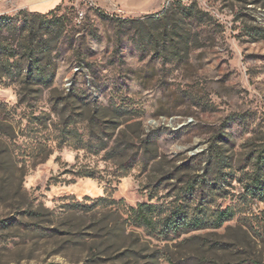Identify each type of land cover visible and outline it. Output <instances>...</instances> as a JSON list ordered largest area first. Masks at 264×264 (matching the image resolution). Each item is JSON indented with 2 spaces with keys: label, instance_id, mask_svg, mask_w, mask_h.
<instances>
[{
  "label": "rangeland",
  "instance_id": "374dc122",
  "mask_svg": "<svg viewBox=\"0 0 264 264\" xmlns=\"http://www.w3.org/2000/svg\"><path fill=\"white\" fill-rule=\"evenodd\" d=\"M60 4L36 20L45 79L0 56V264H264V0ZM140 203L208 224L164 240L127 222Z\"/></svg>",
  "mask_w": 264,
  "mask_h": 264
},
{
  "label": "trees",
  "instance_id": "16d2710c",
  "mask_svg": "<svg viewBox=\"0 0 264 264\" xmlns=\"http://www.w3.org/2000/svg\"><path fill=\"white\" fill-rule=\"evenodd\" d=\"M62 4H59L54 9L46 12H33L26 13L25 10H21L17 15H0V56H4L7 62L10 59L19 56L20 59H25L27 57L34 58V63L31 65L28 77L39 79H45V67H43L42 62L45 60V51L42 49L39 51V46H35V40H38L37 29L41 26H37L36 20L40 17L52 15L56 18L55 12L61 9ZM56 25H61L62 17L55 19ZM58 22V23H57ZM63 26V24H62ZM16 38L20 39V44H15L14 40ZM122 106H117L111 108L103 107L101 109L95 110L96 115L94 119L100 120L109 115L113 117H120L123 112ZM111 122V121H110ZM122 126V123L118 122L117 126L113 129ZM126 130L123 129L119 132L118 136H124V142L132 140V137L126 135ZM124 133V134H123ZM151 138L147 137L145 141H150ZM161 155L158 150L154 153L153 158L157 159ZM264 154L258 156L257 164L262 167ZM206 178L201 177V179H193L189 182L188 190L192 193L196 188H201L205 185ZM165 209L161 206L154 205L151 203H140L137 207H130L127 211V222L134 223L137 227H148L158 232L161 238L164 240H175L179 235L185 231H192L196 229L205 228L208 221L204 217H190L188 212H186L182 207L177 206L171 209L168 213L164 214ZM232 216L230 210H221L218 214L217 223L215 227H221L223 223Z\"/></svg>",
  "mask_w": 264,
  "mask_h": 264
},
{
  "label": "crops",
  "instance_id": "0c3cea01",
  "mask_svg": "<svg viewBox=\"0 0 264 264\" xmlns=\"http://www.w3.org/2000/svg\"><path fill=\"white\" fill-rule=\"evenodd\" d=\"M102 8L116 9L128 13H157L162 10L165 0H94ZM62 0H21L18 2L20 8H29L34 12L46 13Z\"/></svg>",
  "mask_w": 264,
  "mask_h": 264
},
{
  "label": "built area",
  "instance_id": "2783aa9c",
  "mask_svg": "<svg viewBox=\"0 0 264 264\" xmlns=\"http://www.w3.org/2000/svg\"><path fill=\"white\" fill-rule=\"evenodd\" d=\"M170 2H171V0H165V6L166 7L169 6L170 5Z\"/></svg>",
  "mask_w": 264,
  "mask_h": 264
}]
</instances>
